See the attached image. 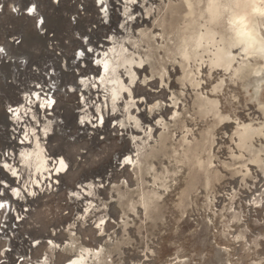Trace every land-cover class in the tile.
Returning a JSON list of instances; mask_svg holds the SVG:
<instances>
[{"label":"rangeland","instance_id":"374dc122","mask_svg":"<svg viewBox=\"0 0 264 264\" xmlns=\"http://www.w3.org/2000/svg\"><path fill=\"white\" fill-rule=\"evenodd\" d=\"M86 2L63 0L61 11L55 12L63 16V11H68L72 15L77 6L83 8ZM89 2L99 4L98 0ZM159 4L161 8H155ZM178 6L158 0L149 25L141 29L144 34L134 30L133 37L126 42L131 51L145 59L132 90L139 91L148 106L159 102L153 112L158 118L163 115L167 127L153 135L144 134L138 141L119 125L107 138L79 128L81 118L74 117L67 122L69 136H57L51 142L53 152H62L68 160L69 169L62 191L43 195L37 201L31 230L39 238L55 235L62 245L57 254L58 264L84 247L102 250L99 256H90L88 264H264V58L249 57L250 67L241 76L218 68L210 70L207 54L204 61L198 58L184 63L179 46L183 35L195 24H191L186 9ZM89 9L90 12L81 13L87 15L79 24L81 38L87 40L82 28L91 31L93 26L98 30H92L91 35L97 30V38L110 37L97 22L99 8ZM61 16L52 18V26L64 28L67 45L79 49L81 40L70 28V17L66 21ZM103 23L109 25L106 19ZM120 26L117 21L116 27ZM251 66L259 69L254 71ZM125 72L124 68L120 70L124 79ZM200 79L208 85L203 93L218 102L220 114L206 113L204 106L199 105L203 101L197 95L204 86L196 85ZM101 89H106L107 95L104 90L102 93L109 99L110 90ZM172 91L181 99L177 101V110L181 112L175 116V109L167 107ZM64 101L65 112L68 107L76 114L84 97L73 93ZM117 102L115 112L129 126L137 127L138 123L127 116L129 98L122 94ZM3 114L0 100V122ZM243 124L254 125V131L249 129L246 134L247 140L239 134ZM110 126H115L114 122L107 121L106 127ZM127 152L139 161L125 165L123 156ZM119 157L123 158L122 164L117 165ZM87 180L103 187L90 195L92 205H86V200H75L69 192ZM101 218L102 225L98 224ZM67 241L73 243L72 247L66 245ZM43 248L50 250L43 246L42 252Z\"/></svg>","mask_w":264,"mask_h":264},{"label":"built area","instance_id":"2783aa9c","mask_svg":"<svg viewBox=\"0 0 264 264\" xmlns=\"http://www.w3.org/2000/svg\"><path fill=\"white\" fill-rule=\"evenodd\" d=\"M34 5L37 12L29 14L28 8ZM84 7L77 6L75 14L61 16L55 12L61 11L60 0H0V48L4 49L0 52V100L5 109V119L0 122V264H58L62 245L55 235L35 236L31 218L43 195L62 189L69 169L67 166L64 171H57L56 161L60 157L67 159L53 153L51 144L55 137L71 133L64 99L73 93L84 97L93 87L88 79H98L97 72L83 75L87 66L83 63L67 69L78 50L67 45L64 28H55L51 23L52 18L61 16L64 20L65 15L67 21L70 15L72 22L68 23L76 26L78 20L87 16L81 15L83 10L86 13ZM39 18L46 24L43 31L36 26ZM95 29L98 27L93 26ZM71 30L78 40H83L77 27ZM97 30L90 42L95 50L111 38H97ZM95 53L90 61L99 69L103 57ZM104 94L107 95L106 89ZM36 142L43 145L51 164L44 173H38L32 163L24 160V154L33 151ZM43 246L50 250L43 248L42 252Z\"/></svg>","mask_w":264,"mask_h":264},{"label":"bare ground","instance_id":"6f19581e","mask_svg":"<svg viewBox=\"0 0 264 264\" xmlns=\"http://www.w3.org/2000/svg\"><path fill=\"white\" fill-rule=\"evenodd\" d=\"M60 1L62 4L63 0H60ZM86 1H87L85 4L86 8L84 7L86 12H90L89 8H92L94 10L95 8L98 7L99 9H101L100 3L93 5L89 2L90 0H86ZM157 1L158 0H138V4H132L130 2V0H103V3H104L107 10L106 11H100L98 9L99 16L100 15H103V16H100V17L97 16V20H98L97 22L99 23L101 28H104L105 31H108L110 33L111 38L103 41L101 46L100 47L98 46L96 48V50L91 47L93 35H91V33L89 31H86L85 28H82V30H83L82 35L84 37H88L89 40H86V41L81 40V42L78 43L79 49H76V50H78L79 52L75 51L74 56L70 58L67 69H70L71 66L81 65L83 63L85 65H88V67H89V68H87V70H82L83 75H85V73H87V71L90 73L96 74L97 69L93 67V63L90 61L91 60L90 58L95 56V54H96L95 52H97L98 55H100V56L102 55V57H103L101 59L102 65L99 68L98 79H96V81H95V79H93V80H90V78L88 79L90 81V83L93 84L94 86L91 87V89H89V91H87V93L83 94L84 101L79 103V105L77 106L78 111L76 112V114L74 112L72 113L71 109H69L67 107L66 112H65L67 122L70 123L71 119L74 117L75 118L77 117V119H78V117H80L81 121H84V123H81V121L79 123H77L79 125V128H83L86 132L93 131L94 134L102 133L107 138H110L109 135H110L111 130L114 131L115 128H117V126L121 125V126H124L125 132L127 131V134H129L130 137H132L133 139H136V140L138 139V141L143 139L142 136L144 134L153 135V133L157 132L159 129H161V128L165 129L167 127V122L162 117L163 115L161 117L159 116V118H158V115L155 112H153L154 108L156 106H158L159 102H156L154 105L148 106V103L145 102V100L142 98L143 96H139L140 95L139 91L133 92L131 85H133L135 83V81L137 80V76H138L139 71L144 69L142 67V64H144L145 59L139 54L136 55L135 51H133V50L131 51V49H129V47L126 46L127 40L129 41L130 38L133 37L134 30L141 31L143 33L144 31H142L141 29L143 27H146L149 25V23H150L149 19H151L152 13L153 12L156 13V11L154 10V5H155V3H157ZM159 1L162 3H164V2L167 3L168 6H174V5L183 6L187 11V16L191 17V24H193V23L195 24V26H192L189 33L183 35V37L181 39L180 46H179V54L181 55V57H182L181 60H183L184 63L190 64L191 61L195 62V60L198 58L203 60L204 58H206L205 54H207L208 55V62H206V63H208L210 70L213 68L214 69L218 68V69H221L227 73H228V71H230L232 73V75H234V76H241L242 73L246 70V68L248 69V67H250V65H249L250 63L248 62L249 57L255 56L257 58L256 55L262 56V55H260L259 50L261 48H264V34H263V29H264V0H159ZM166 1H168V2H166ZM65 6H67V5H65ZM160 6H161L160 4L156 5L155 8H159ZM62 7H63V5H62ZM178 10H179V8H178ZM118 11H122V13H118ZM63 12L66 15H68V13H66L68 11H66V12L63 11ZM157 12H158V10H157ZM66 15H65V19H66ZM129 16H133L135 18L129 19L128 18ZM184 17H185V14H184ZM196 17H198V18H196ZM85 18L86 17H83L80 20H78V23L76 26H73L70 23L69 24L71 25V27L69 25L68 26L70 28H73V29L75 27H77L79 29L80 35H81V28H79V24H80L81 20L83 19V21H84ZM104 19L109 21V25L106 24V26H105V23H103ZM117 21H120V23H121L120 27H116ZM196 25H198V26H196ZM142 33L140 35H142ZM158 34H160V33H158ZM170 41L172 42V39ZM116 44H118V45H116ZM233 45L238 46V49H239L238 53H235V50L237 51V47H233ZM250 45H251V48H250ZM87 48L93 49V52L87 53L85 56H79L78 55L81 51H83L84 49H87ZM253 51L256 52L255 55L252 54ZM239 57H241V61H240ZM262 57L264 58V56H262ZM218 60H220V63H219V66L217 67L216 63ZM105 62H107V70L104 69ZM139 66H141V68H139ZM251 67L254 71H257L258 66L257 67L251 66ZM123 68L126 71L125 73L127 75L125 76V79H127V80H125L123 78V75H121V73H120V70H122ZM210 74H212V73H210ZM185 75H186V73H185ZM192 75H190V76H192ZM162 76H164V75H162ZM206 77H208V76L206 75ZM94 78H95V76H94ZM74 80L75 79H72V81H74ZM128 81H129V83H128ZM150 81H152V80L150 79ZM87 82L88 81L86 80L85 83H87ZM183 83H185V82H183ZM202 83H201V79H200L196 85L202 86ZM185 85H187V84H185ZM105 87L110 90L109 99H106L107 97L104 96V94H103L104 92L102 91L103 89H101V88H105ZM57 88H58V86H57ZM206 89H208V85L205 86V84H204V86H202V88H201L202 91L198 90V91H200V93H198L199 95H197V96H199L201 101H203V103H201L199 105L204 106L206 113H209V112L211 113V111H214L215 112L214 114H216V115L220 114V111L217 107L218 102L214 99H211L209 94L205 95L203 93V91ZM193 90H194V88H193ZM210 92H212V91L210 90ZM122 94H124L125 99L129 98V100L131 101L130 102L131 106L129 107L127 116L130 119H134L138 123L137 127L129 126L128 125L129 123L127 124L126 119H124L125 121L122 120L123 116L120 113H118L117 111L115 112V110L119 107L118 102H120V101L117 102V99L119 98V96L122 97ZM145 97H146V95H145ZM178 99H179V97H177L175 92L172 91V97L168 101V102H170V105H167V107L175 109V110H172V111H174L172 114L174 116H175V114L177 115L179 112H181V111H179L180 109L177 110ZM179 100H181V99H179ZM184 102H185V100H184ZM184 102H182V103H184ZM120 112H122V111H120ZM156 112H157V110H156ZM204 115H206V114L204 113ZM3 118L5 119V116ZM107 121H111V123L114 122L115 126L106 127ZM103 123H105V125H102ZM242 126H243L242 127L243 131L239 134L241 136V139L245 138L244 140H247L246 134L248 133V130L251 129L254 125L253 124H250V125L249 124H247V125L243 124ZM260 128L262 130V127H260ZM121 129L123 130V127ZM253 129H251V130H253ZM238 131H240V130H238ZM259 132H261V131H259ZM90 133H92V132H89V134ZM250 134H252V133H250ZM253 134L251 136H253ZM185 136H187V134ZM144 137H146V136H144ZM248 137H249V134H248ZM74 139L76 141L79 140V136H75ZM244 140H243V142H245ZM249 141L250 140H248V142ZM239 143H241V142H239ZM249 144H250V142L248 143V146H249ZM242 145H244V144H242ZM245 145H246V143H245ZM125 150H128V149H125ZM53 153H55L57 155L62 154V152H60L58 150H56ZM135 156L136 155H134L133 153L131 154L130 152H127V154L123 156L124 157L123 163L125 165L135 164V161L136 162L139 161L138 158L135 159ZM122 159H123L122 157L121 158L119 157L116 160L115 164H117V165L122 164ZM24 160L26 163H29V162L32 163L35 167V170L38 173H44L45 171L47 172L49 170V166L51 165L48 161V158L44 154L43 145L39 144V142H36V147L33 151H30V152L27 151L24 154ZM60 160L64 161V165H65L64 167L60 166V163H59ZM60 160H57L56 164H55V168H57L58 172L64 171V169L67 166H69L67 160H65L62 157H60ZM113 168H114V166H113ZM102 175H100V176H102ZM91 176H92V174H91ZM78 177L79 176H77V178ZM97 181H100V179ZM101 187H102L101 184H97L95 181H92V180H87V182L81 183L79 186L77 185V190H70L69 192H70V196L73 197L75 200H84V201L86 200L87 201L86 205H89V204L92 205L93 204L92 201L89 200L91 198L90 195L92 194V192L96 188L98 189ZM85 208H87V207H85ZM87 209H85V210H87ZM98 220H100V219H98ZM101 220L103 221L102 218H101ZM98 224L102 225L103 223L100 222ZM52 243L55 245L54 242H52ZM66 245H68L69 247H72L73 243L71 241H67ZM101 251L99 249L84 247L82 251L72 255L70 258H67L63 264H88L89 263V257L93 256V255L97 257L101 254Z\"/></svg>","mask_w":264,"mask_h":264},{"label":"snow or ice","instance_id":"6c2138e0","mask_svg":"<svg viewBox=\"0 0 264 264\" xmlns=\"http://www.w3.org/2000/svg\"><path fill=\"white\" fill-rule=\"evenodd\" d=\"M98 2L100 3L101 11H106L107 9H106V7H105V5L103 3V0H98ZM130 2L132 4H138V0H130ZM13 10L15 11V9H13ZM27 11H28L29 14L36 13L37 12V7L34 5L33 7L28 8ZM37 16H38V13H37ZM128 18L129 19H134L135 17L129 16ZM36 26L37 27H40V30L43 31L44 28L46 27L45 21L42 18L37 19L36 20ZM233 47H237V51L239 50L238 49V46L233 45ZM250 48H251V45H250ZM3 51H4V49L3 48H0V52H3ZM92 52H93V49L87 48V49H84L83 51H81L78 55L79 56H85L87 53H92ZM259 53H260V55L264 56V48H261L259 50ZM252 54L255 55L256 52L253 51ZM96 63L99 65L100 64V61L97 60ZM219 63H220V60H218L217 63H216V66L217 67L219 66ZM104 69L107 70V62H105V64H104ZM97 75H99V69H97ZM81 123H84V121H81ZM59 163H60V166L61 167H64L65 166L63 160H60ZM0 207H2V205H0ZM101 223H103V221ZM96 227L99 228V225H97Z\"/></svg>","mask_w":264,"mask_h":264}]
</instances>
